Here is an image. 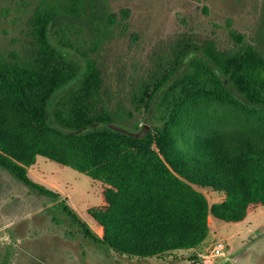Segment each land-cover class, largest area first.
I'll use <instances>...</instances> for the list:
<instances>
[{"label":"rangeland","instance_id":"rangeland-1","mask_svg":"<svg viewBox=\"0 0 264 264\" xmlns=\"http://www.w3.org/2000/svg\"><path fill=\"white\" fill-rule=\"evenodd\" d=\"M38 7L60 9L59 21L83 26V38L88 36L83 46L104 79L99 100L120 123L144 122L136 109L143 104L145 85L161 76L177 56L213 47L237 49L240 44L232 29L264 56V0H0V59L28 63L38 55L31 23ZM111 13L116 17L109 24L103 18ZM94 17L102 31L91 24ZM257 66L251 72H259ZM259 67L264 70L263 64ZM9 94L0 87V103L2 96L9 101ZM255 120L262 124L255 127L251 124ZM192 130L221 139L228 156L242 162L243 172L264 184V156L249 152L251 144L264 142V113L243 114L212 98L197 97L176 127L178 132ZM33 138L28 120L14 117L0 104V154L58 194H41L0 166V264H264L263 202L250 204L242 227L225 226L226 221L210 213L209 229L217 224L220 228L197 251L183 248L150 257L119 253L102 240L105 229L93 216L108 206L110 185L79 167L83 163L75 145L50 138L48 148L68 161L63 163L37 152L41 143L29 142ZM192 185L205 194L210 206L227 197L223 188ZM85 228L99 240L87 235ZM219 240L226 245L224 253L211 256Z\"/></svg>","mask_w":264,"mask_h":264},{"label":"trees","instance_id":"trees-1","mask_svg":"<svg viewBox=\"0 0 264 264\" xmlns=\"http://www.w3.org/2000/svg\"><path fill=\"white\" fill-rule=\"evenodd\" d=\"M61 17L60 9L38 7L31 18L38 55L28 63L0 59V87L10 93V100L2 96L0 104L14 117L28 120L34 131L29 142L41 143L37 152L68 163L48 148V142L55 137L75 145L83 163L79 167L110 185L108 206L93 212L105 229L104 242L121 254L139 257L193 248L209 233L210 213L237 222L246 217L251 203H264V184L243 172L242 162L228 156L221 139L194 130L176 131L184 109L197 97L212 98L243 114L264 113V70L259 67L264 66V56L245 43L243 34L230 31L240 44L235 50L213 47L177 56L145 85L143 104L136 109L144 122L127 124L116 122L99 100L104 79L83 46L88 39L83 38V26L59 21ZM107 17L103 20L110 24L116 15ZM92 23L102 31L97 17ZM254 65L259 72H251ZM251 145V154L264 156V142ZM0 166L39 193L58 195L2 154ZM193 183L223 188L227 197L210 206ZM85 233L99 240L90 229Z\"/></svg>","mask_w":264,"mask_h":264},{"label":"crops","instance_id":"crops-1","mask_svg":"<svg viewBox=\"0 0 264 264\" xmlns=\"http://www.w3.org/2000/svg\"><path fill=\"white\" fill-rule=\"evenodd\" d=\"M244 221H245V220L237 221V222H226V223H225V226H230V225H233V224H234V225H236V226H238V227H242ZM219 228H220V226H219L218 224L216 225L215 228H213V229L210 228L209 233H208L206 239H205L202 243H200L199 245L193 247L192 249L195 250V251H197L198 248H199L203 243H205L208 239H210L211 237H213V236L216 235V233H217V231L219 230ZM241 230H242V229H241ZM242 232H243L242 234H241V232H240V233L237 232V233L243 235L245 231L242 230Z\"/></svg>","mask_w":264,"mask_h":264},{"label":"built area","instance_id":"built-area-1","mask_svg":"<svg viewBox=\"0 0 264 264\" xmlns=\"http://www.w3.org/2000/svg\"><path fill=\"white\" fill-rule=\"evenodd\" d=\"M226 245L224 244V242L222 240H219L216 242L211 256H220L224 253V249H225Z\"/></svg>","mask_w":264,"mask_h":264}]
</instances>
